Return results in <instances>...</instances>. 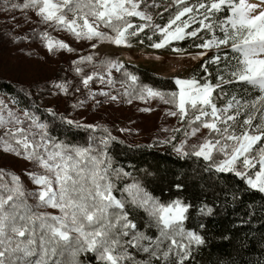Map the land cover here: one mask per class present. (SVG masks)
<instances>
[{"label": "snow or ice", "instance_id": "1", "mask_svg": "<svg viewBox=\"0 0 264 264\" xmlns=\"http://www.w3.org/2000/svg\"><path fill=\"white\" fill-rule=\"evenodd\" d=\"M159 7L156 0H3L2 5L4 11L33 12L38 19L32 37L39 35L50 53H74L76 49L47 29L65 31L75 41L87 42L92 51L79 55L71 66L90 98H104L95 99L96 105L115 102L121 96L129 97L128 103L159 98L174 104L175 110L168 109L167 115L177 117L179 126L162 129L170 135L154 143L172 145L181 158H202L206 170L233 174L248 189L264 194V0H172L154 18L150 10ZM165 13L167 22L158 23ZM25 19L32 22L27 15ZM41 24L47 28L38 31ZM5 34L12 42L27 38ZM189 39L197 49L189 53L190 58L204 62L190 76L173 78L176 91L142 84L124 62L98 53L104 43L131 48L133 40L139 45L147 41V47L155 50L171 48L183 53L173 42ZM87 66L91 74L85 73ZM213 66L215 73L210 71ZM113 71L121 75L119 81ZM91 83H99L100 89L91 90ZM117 83L120 88L115 87ZM51 84L69 94L71 81ZM233 84L258 89L260 95L253 98L224 91ZM19 91L31 101L22 111L16 96H10L9 102L0 98V151L34 166L25 175L36 188L27 190L20 175L0 168V264H82L80 254L89 252L98 264H188L193 246L206 242L202 234L184 227L191 206L179 199L161 203L136 181L119 188L131 173L115 165L110 145L123 144V140L106 125L83 123L51 107L44 109L51 121L42 120L32 93L24 88ZM74 91L80 92L81 87L77 85ZM218 99L226 103L218 106ZM83 103L77 100L72 107ZM56 121L88 132L86 146L53 135ZM202 129L207 134L201 139ZM178 134L183 138L177 143ZM190 138L197 142L189 144ZM117 191L119 198L114 194ZM29 198L35 203L30 204ZM130 206L147 213L146 231H139ZM249 207L264 213V204L260 209L254 204ZM42 208L56 209L59 214L39 211ZM200 211L212 214L207 205ZM152 227L157 229L155 238L147 234ZM130 249L146 259L137 261Z\"/></svg>", "mask_w": 264, "mask_h": 264}, {"label": "trees", "instance_id": "2", "mask_svg": "<svg viewBox=\"0 0 264 264\" xmlns=\"http://www.w3.org/2000/svg\"><path fill=\"white\" fill-rule=\"evenodd\" d=\"M164 1L165 7L172 2V0ZM18 2L22 3L23 0H18ZM2 5L3 0H0L1 34L11 32L17 36L27 37L12 43L16 47H19L15 51L26 57L19 60H24L28 66H31V63L37 66L39 68V76L31 79L28 84H24L17 79L12 78L11 80L9 75H0V97L5 98L9 102L10 96H16L21 101L19 107L22 111L26 105L31 103L19 91L21 88H24L32 93L35 103L39 105L37 115L42 120L51 121V117L44 112V109L51 107L55 109L57 114H63L83 123L106 125L113 135L117 136L119 140H123V144L116 142L110 145V155L115 165L118 167L122 166L125 171L131 173V177L124 178L123 182L118 185L119 188H123L124 183L131 184L136 181L149 194L158 198L161 203L167 204L170 201L179 199L191 206L188 213H186L184 227L202 234L206 242L199 247L193 246V255L188 264H264V213L260 211L253 212V209L249 207L254 204L255 209H260L261 205L264 204V194L248 189L240 178L235 177L233 174L217 173L214 169L206 170V162L202 158L198 159L195 156L181 158L173 151L172 145L154 143V141L167 138L170 135L168 131L155 128L151 134L145 135L144 139L135 140L134 137L139 132V129L132 127L131 116L110 113L108 111L109 108H105V106L97 110L99 105H96L95 99L103 100L104 98L99 96L95 99L90 98L87 95V90L80 83L81 77L72 71L71 61L81 54L87 55L92 51L87 42H77L65 31L47 29L51 32L52 36L65 40L76 49L74 53L66 51L50 53L44 47L39 35L35 38L32 37L31 30L37 28L35 21L38 19L34 13L28 11L25 14V12L19 9L11 12L4 11ZM159 10L157 9L154 12V18H156L158 12L164 13V8ZM25 15L30 17L32 22L26 20ZM13 16L16 17L15 20L12 19ZM167 18V14L165 13L163 20L157 19V22L166 23ZM134 22L139 21L136 20ZM46 28V25L41 24L38 31H43ZM132 43H138V41L133 40ZM147 43L145 41L144 46H147ZM103 45L109 46L111 44L104 43ZM191 45V39L173 43V46L184 50L195 49ZM105 53L111 54L116 59L124 62L129 71L139 76L142 84L154 85L163 90H177L172 78L157 75L146 68H141L133 63L124 61L117 52L105 51L100 55H104ZM202 63V61H199L193 65L186 77L190 76L194 70H199ZM84 71L86 74H91V66L85 67ZM210 71L215 73V66ZM113 75L118 81L122 78L115 71H113ZM51 76L58 78L59 82L65 79L71 81L69 94L66 95L54 89L52 84H49V81L47 82V79L49 80ZM213 82H215L214 79ZM77 85L81 87L80 92L74 91ZM235 86L239 89L246 85H229L224 91L233 93ZM100 87L99 83H91V90L93 91H98ZM115 87L120 88L121 86L117 83ZM104 90H108L107 86H105ZM58 94L64 96L62 103H52L51 100ZM242 95L244 94L242 93ZM67 96L77 97L79 98L78 100L86 99L91 110L88 109L85 114H82L81 109H78L79 107H72V104L76 101L68 100ZM217 96H219L218 93ZM128 99L129 97L121 96L115 102L104 104L106 107H109L110 103H116L117 106L123 107L124 105L135 108L141 102L140 99H132V102L128 103ZM224 102V99H218V106L224 104ZM12 106L16 107L15 105ZM162 106L166 111L168 109L175 110L174 104L162 101ZM170 117L173 119L175 127H178L177 117ZM120 128H128L131 131L121 132L119 131ZM52 134L57 136L59 140L69 144L84 146H86L89 135L83 129L67 128L61 125L59 121H56V128ZM206 134L207 130L202 129L199 138L202 139ZM97 135L99 136L101 133L98 132ZM181 138H183L182 134H178L177 143ZM196 142L197 140L193 138H190L188 141L189 144ZM150 144L153 146L148 147ZM129 145H132V147H129ZM136 145L140 147H136ZM30 167H33L31 163ZM11 171L21 176L27 190H35L36 186L32 184L25 174L23 175L15 169ZM5 180L10 182L11 178L7 177ZM177 184H180L182 187L177 188ZM114 194L118 198L120 197L119 191ZM29 203L34 204L35 201L29 198ZM204 205L212 209L211 215L201 213L200 209ZM39 211L55 214L43 208L39 209ZM130 211L133 221L138 225L139 231H146L145 225L149 219L147 213L142 208H132L131 206ZM250 212H253V214L249 215ZM200 224H204L205 227L200 228ZM147 234L155 238L158 234L157 229L152 227L147 230ZM130 251L137 261L146 259L143 253L137 252L135 249H130ZM80 259L82 264H98L95 255L90 252L87 254L81 253Z\"/></svg>", "mask_w": 264, "mask_h": 264}, {"label": "rangeland", "instance_id": "3", "mask_svg": "<svg viewBox=\"0 0 264 264\" xmlns=\"http://www.w3.org/2000/svg\"><path fill=\"white\" fill-rule=\"evenodd\" d=\"M164 2V0H156V3L160 5V7L150 10L153 16H155L154 12H156L157 9L161 10L162 8H165L163 4ZM249 2L255 3L257 2V0H249ZM1 32L2 31L0 30V75H9L11 77V80L13 78L24 84H28L31 79L37 78L39 76V68L37 66H34L32 63L31 66H28L24 60H19L20 58L26 57L17 53L15 50L19 49V47H16L12 43V40L8 35L5 36L6 34L4 33L2 35ZM12 35H15V33H12ZM132 44L134 46L131 47L130 50L129 47L125 46H119L116 47V49H112L111 45H102L98 48V53L101 54L105 51L117 52L121 55L124 61L130 62L128 60L132 59L137 64L136 65L135 63H133L136 66L146 68L157 75L169 77L172 79L177 75L186 77L187 73L193 65H195L199 61L204 62L203 60L197 61L190 58L189 53L195 54L197 49H183V53H177L173 52L171 48L167 50H155L144 45H139L138 43ZM211 55L212 53H209V56ZM155 57H159V59H156ZM53 81L59 82L58 78H53L52 76L49 78V80L47 79V82L49 84H51V82ZM234 92H239L241 94L243 93L244 95H249L253 98L260 95L258 89L251 88L247 85L245 87H240L239 89L237 86H235V88H233V93ZM0 98L4 99L5 102H7L5 98ZM63 99L64 96L62 94H58L54 97L53 100H51V102H59V104H61ZM67 99H70L71 101H77L79 98L67 96ZM82 101L84 102L83 106L79 107L78 109H81V113L85 114L91 107L88 105V101L86 99L83 98ZM224 103H226V101ZM104 106L105 108H109L108 111L110 113L131 116L132 127L139 129V132H137L134 137L135 140L144 139V136L147 134H151L155 130V128H160L162 130L175 127L173 119L167 115V111L164 110L162 101L159 98H149L146 100H141V102L135 108L124 105L122 107L117 106L116 103H110L109 107H106L105 104L99 105L97 107V110L104 108ZM143 108H150L151 110L144 112L141 111V109ZM89 116L91 115L89 114ZM33 167H30L29 161L21 157H17L13 154H5L0 151V168L2 169H15L16 171H20L24 175L26 171L32 170ZM7 177L8 176H5L4 179H6ZM47 210L55 214H59L58 210L56 209L47 208Z\"/></svg>", "mask_w": 264, "mask_h": 264}, {"label": "crops", "instance_id": "4", "mask_svg": "<svg viewBox=\"0 0 264 264\" xmlns=\"http://www.w3.org/2000/svg\"><path fill=\"white\" fill-rule=\"evenodd\" d=\"M111 47H112V49H116L117 46L111 45ZM129 50H130V48H129ZM128 61H130V62H132V63H135L132 59H131V60H128ZM135 64H136V63H135ZM136 65H137V64H136Z\"/></svg>", "mask_w": 264, "mask_h": 264}]
</instances>
